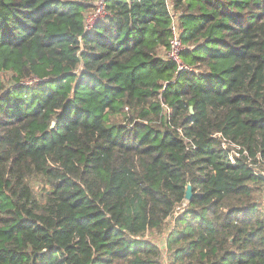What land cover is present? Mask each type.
<instances>
[{
    "label": "trees",
    "instance_id": "obj_1",
    "mask_svg": "<svg viewBox=\"0 0 264 264\" xmlns=\"http://www.w3.org/2000/svg\"><path fill=\"white\" fill-rule=\"evenodd\" d=\"M93 1L0 0V264H264V0Z\"/></svg>",
    "mask_w": 264,
    "mask_h": 264
},
{
    "label": "built area",
    "instance_id": "obj_2",
    "mask_svg": "<svg viewBox=\"0 0 264 264\" xmlns=\"http://www.w3.org/2000/svg\"><path fill=\"white\" fill-rule=\"evenodd\" d=\"M108 0H95L92 5V9L86 15L85 21V31L89 32L93 29V27L104 20L110 13L107 9ZM171 5V4H170ZM172 22L170 25L171 39L170 46L167 51L163 53V57L168 61H172L177 65V74H181L185 71H196L195 67L185 63L182 59L183 52L187 49V46L183 42L182 32L179 25V14L176 12H172ZM176 74V75H177ZM45 79H40L37 77H27L25 79L20 80L16 84L18 86H31L38 83L44 82ZM259 170L261 173L264 170Z\"/></svg>",
    "mask_w": 264,
    "mask_h": 264
},
{
    "label": "water",
    "instance_id": "obj_3",
    "mask_svg": "<svg viewBox=\"0 0 264 264\" xmlns=\"http://www.w3.org/2000/svg\"><path fill=\"white\" fill-rule=\"evenodd\" d=\"M190 110L191 112L193 113V107L191 106L190 107ZM55 125V122L52 123V127ZM193 198V187L191 184H188V187H187V191H186V195H185V199L187 201H191Z\"/></svg>",
    "mask_w": 264,
    "mask_h": 264
},
{
    "label": "rangeland",
    "instance_id": "obj_4",
    "mask_svg": "<svg viewBox=\"0 0 264 264\" xmlns=\"http://www.w3.org/2000/svg\"><path fill=\"white\" fill-rule=\"evenodd\" d=\"M91 5H93V3H91ZM158 240L156 241V242H158L159 243V245H162V246H164L163 245V243L166 241V237L165 236H161V237H159V238H157ZM165 249L166 248H164L163 250H164V253H165ZM166 260V259H165Z\"/></svg>",
    "mask_w": 264,
    "mask_h": 264
}]
</instances>
